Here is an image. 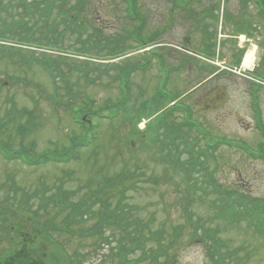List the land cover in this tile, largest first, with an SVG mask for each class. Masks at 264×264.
I'll list each match as a JSON object with an SVG mask.
<instances>
[{
  "label": "rangeland",
  "instance_id": "rangeland-1",
  "mask_svg": "<svg viewBox=\"0 0 264 264\" xmlns=\"http://www.w3.org/2000/svg\"><path fill=\"white\" fill-rule=\"evenodd\" d=\"M2 1V5H6L7 0ZM58 1L48 0L50 13L46 21L41 17L29 22L32 43L24 42L19 46L10 39L0 40L3 47L0 51V115L11 107L32 110L36 127L22 142L35 141L32 152L39 154L50 149L59 150L69 144L70 137L82 136L87 123L80 124L76 120L81 117L73 108L81 111L82 107H87L91 113L86 120L92 124L97 140L83 149L86 151L82 150L79 160L65 163L29 166L18 158L9 160L0 154L1 196L9 195L11 185L26 193L34 190L38 181L51 185L65 171H72V174L63 178L64 186L80 191L86 189V183L97 184L104 175L133 173L132 177L138 176L140 180L126 191L124 204L147 224L148 230L163 228L166 231L165 236L158 237V242L164 248L169 246L167 251L172 248L169 256L175 254V264L211 263L207 253L210 245L205 240L201 243L190 239L191 226L195 227V233L218 227L220 232L209 237L228 263L229 256L235 255L241 260L236 264H264V222L256 229L255 225H249V220L228 223L217 218L215 208L209 206L217 196L212 194L208 184L201 182L204 173H208L218 188L233 191L235 208L242 203L239 195L264 199V136L252 124L253 81L243 72L220 68L223 65L231 68L229 65L233 67L237 62L243 64L244 55L252 50L255 71L252 75L264 80V15L256 0H134L136 11L145 20L140 33L134 30L138 21L131 18L128 8L133 0H84L82 4L66 0V20L57 12L61 9ZM43 6L41 4L39 10ZM7 10L9 7L2 10L1 15ZM24 11L23 6L17 5L13 10L15 15L20 12V17L27 19ZM70 15L74 16L72 22ZM240 32L249 37H245L243 43L238 39ZM138 33L145 38L142 39L144 44L137 45L133 40L132 35ZM47 40L50 45L45 44ZM8 44L19 46L23 55L8 56ZM81 45L89 47L84 54L78 52ZM206 48L210 49L209 54ZM36 55L62 58L61 65L68 68L63 72L71 75L70 80H75L71 81L74 83L68 93L52 87L49 73L33 61ZM23 57L29 58L22 62ZM29 59L30 63L25 62ZM75 63L83 64L82 68L88 70L86 75H79L78 70L73 69ZM123 77L124 84V80L119 79ZM157 94L160 100L166 99L160 107L168 106L166 103L170 106L171 97L176 98V105L182 106L161 125L160 140L164 137L168 141L169 133L164 130L169 124L186 118L208 135L205 138L203 133L196 131V125L188 132L183 127L192 142L193 154L185 150L180 138L175 142L177 148L172 150L173 161L188 162L193 156H199L202 164L196 165L193 177L184 179V172L173 170L175 165L171 159V162L162 163L156 148L141 149L152 137L146 131L147 126L151 128L154 123V132L163 115L153 117L151 122L135 120L154 114L156 104L160 103L152 101ZM256 94L264 123V82L259 90L256 89ZM108 113L113 116L111 120L103 117ZM18 139H12L14 147ZM206 140L211 147H207ZM159 146L165 156L168 145ZM88 157L89 163H93L90 166L84 163ZM211 189L214 190V186ZM11 196L6 197L9 206L25 198L21 194ZM30 203L34 207L38 199H30L28 205ZM92 209L98 210L97 205ZM92 221L83 228L91 226ZM172 228L180 232L177 237L168 235L172 234ZM121 238L119 230L107 228L96 236L80 238L76 235L74 239H65L69 241V253L76 250L71 242H87V254H78L81 264H113L114 261L115 264H131L141 254L144 260L141 264H147L158 244L150 240L143 251L149 255L131 252L124 263H118L113 248L103 247L102 242H108L110 247L128 245L129 240L122 238L124 240L120 241ZM158 257L161 261L168 259L166 254ZM137 263L136 260L133 264Z\"/></svg>",
  "mask_w": 264,
  "mask_h": 264
},
{
  "label": "trees",
  "instance_id": "trees-1",
  "mask_svg": "<svg viewBox=\"0 0 264 264\" xmlns=\"http://www.w3.org/2000/svg\"><path fill=\"white\" fill-rule=\"evenodd\" d=\"M65 1L66 0H60L57 2L61 7L57 12L64 20L67 19L68 11V8H64L66 5ZM77 1L82 4L84 0ZM2 2L3 1L0 0L1 9L5 10L9 7V10H7L6 14L3 16L0 13V39H11L18 43H32L33 39L29 35V22H35L41 17H43L44 21L47 20L50 13V11L48 12L50 9L48 0H7L6 5H2ZM258 3L260 8L264 10V0H258ZM41 4L44 6L39 10ZM15 5L23 6V10L25 9L23 15L28 16L26 20L20 17L19 14L15 15V12H13ZM128 8L131 18L138 21L136 22L137 25L134 30L140 33L145 20H143L141 14L136 11V2H134V0L130 2ZM2 10H0V12ZM35 14H37L36 20L34 19ZM69 17V20L72 22L71 19H73L74 16L70 15ZM31 19L32 21H30ZM16 28L22 30L21 32L23 35H19L21 32H17ZM139 33L132 35L133 40L136 43L142 42V44H144L142 39L145 38L141 37ZM157 34H159V32H157ZM53 37L57 39V37ZM150 37H154V35ZM45 44L50 45L49 40H47ZM91 46L92 45H90V47ZM2 49L3 47L0 46V51ZM6 50L8 56L16 54L23 55L21 49L17 51L15 48L9 47V49ZM87 50H89V47L81 45L78 52L84 54ZM3 54L5 55V52H3ZM25 58L23 57V59H21L22 62ZM61 59L62 58L58 56L51 58L47 55H42L36 56L33 61L44 71L49 73L52 79V87H54L55 90L59 91L63 89L62 92L68 93L70 87L74 83L71 81L75 80H70L71 75L63 72L68 68L61 65ZM30 61V59L29 61L25 60V62L28 63H30ZM85 63L89 62L86 61ZM72 66L74 67L73 69L78 70L79 75L81 73L86 75L88 71L82 68L83 64L80 65L79 63H75ZM88 78L90 77L88 76ZM59 101L64 103L62 100ZM81 112L82 115L86 116L91 113L90 109L87 107H82ZM35 119L36 116L33 111L25 108L15 109L11 107L8 111L0 115V150L8 156V159L18 158L29 166L41 165L47 162L58 163L64 161L63 163H65L71 160L76 161L81 158L82 150L88 149L91 147L90 145L97 140L94 136L92 124H90L89 121H84L82 124H87L85 125L86 128H84V134L82 136L70 137L69 144L63 146L59 150L50 149L48 152L44 151L39 154H34L32 151L35 147V141L28 140L27 144H24L22 141L35 129ZM13 138H19L18 140H20L17 147L12 145ZM186 149L188 148L186 147L185 150ZM85 162L89 163V157L84 163ZM186 163L185 161L177 162V166L190 176L192 175V170L196 169V165L199 162L198 160H192V163L190 162L189 165H186ZM92 164L89 163V166ZM70 174H72V171H65L61 177H56V180L53 181L51 185L39 183L38 181L39 185L29 193H26L14 185L10 186L9 195L7 194L3 197L1 196L2 191H0V264H79L78 254L82 255L85 252V255L87 254V242H71L72 248L76 250L69 253L67 244L69 241L65 238L74 239L76 235L80 236V238L96 236L107 228L119 230L121 232V237L129 240L127 241L128 245H114V247L107 245L108 242H102L103 247L106 246L107 249L113 248L118 256V263H124L126 255L131 252H139L140 254V251L141 253L144 251L147 242H150V240L158 242V237H162V235L165 236L166 231L163 228L162 230H148L147 224L130 212L129 205L124 204L126 191L140 180L138 176L132 177L133 173L130 175V173L126 172H119L112 176L104 175L97 184L93 185V183H86L84 185L86 189L80 191L68 190L64 186L63 178ZM97 174H99V172H97ZM204 182L206 183V181ZM1 186L2 185H0V189ZM205 192L207 193V191ZM77 193L81 194L77 196ZM19 194L25 195V198L22 201H15L13 206H9L6 197H10L11 195V197H19ZM234 195L235 193L233 191L229 192L223 189L220 191L219 197L211 203L210 206H213V210L215 208L217 218L222 217L223 219L231 221L232 219H239L245 216L244 214L236 215L240 209L234 206ZM113 196H116V199L111 202L110 200ZM239 197V200H243L244 198L241 195H239ZM35 198L38 199V203L34 207L31 206V203L28 205L29 200ZM248 200L253 199L248 197ZM95 205H97L98 210L96 209L94 211L92 208ZM64 212L66 213L64 214ZM262 216H264V207L261 204H255L252 217L256 218L258 225L260 224V220L264 222V217ZM89 220H93V224L89 227L84 226L85 228H83V225ZM191 228L190 239L192 238L194 241L198 240L204 243L207 231L201 233V231L197 230L195 233V227L193 228L191 226ZM170 232L172 233H168L170 236L177 237L180 234V232H176L173 228ZM198 232H200V234H198ZM63 235L66 236L64 237ZM122 238L120 241L124 240ZM105 240L106 239H103L102 241ZM123 246H125L126 249H124ZM168 247L164 248L158 242L147 264H175V254L169 256L172 248L170 247L169 251H167ZM79 250L81 253H78ZM143 253L149 255L147 252ZM207 253L211 262L210 264H236L241 261L237 259V256L230 255V263H228L226 258L219 254L218 247L215 244L208 248ZM72 254L74 258L69 256ZM163 254H166L168 259L161 261L158 256ZM136 260L141 264L142 261H144L142 260V254L136 257L131 264ZM113 264H115V261Z\"/></svg>",
  "mask_w": 264,
  "mask_h": 264
},
{
  "label": "bare ground",
  "instance_id": "bare-ground-1",
  "mask_svg": "<svg viewBox=\"0 0 264 264\" xmlns=\"http://www.w3.org/2000/svg\"><path fill=\"white\" fill-rule=\"evenodd\" d=\"M252 53H253V52H252V50H251V51L248 53V55L246 56V59L244 60V63H243V64L246 63L245 66L248 65V64H247V63L249 62L248 58H249V57H250V59L252 58Z\"/></svg>",
  "mask_w": 264,
  "mask_h": 264
}]
</instances>
